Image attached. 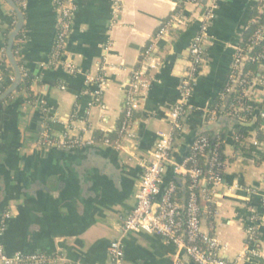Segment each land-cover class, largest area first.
<instances>
[{
	"label": "crops",
	"instance_id": "crops-1",
	"mask_svg": "<svg viewBox=\"0 0 264 264\" xmlns=\"http://www.w3.org/2000/svg\"><path fill=\"white\" fill-rule=\"evenodd\" d=\"M22 1L26 37L16 61L32 75L29 89L35 101L31 103L28 93L20 90L0 102V219L9 214L0 242L6 253L44 252L82 264H106L110 242L120 238L125 264H195L159 235L124 233L120 223L135 205L142 172L139 160L149 158L158 131L169 128L189 47L199 31L200 7L186 0H121L114 15L113 0H75L65 48L59 61L51 63L58 16L54 0ZM202 4L206 8L210 2ZM214 4L205 61L195 74L172 161L188 153L205 125H213L215 134L203 135L222 138L228 159L211 207L204 205L202 230L219 240L225 258H233L244 254L248 229L254 223L263 231L259 239L264 253V160L258 155L264 152V53L256 60V71L244 73L245 102L261 110L240 143L239 127L226 109L229 96L221 101L220 95L237 53H251L249 39L264 20L252 31L251 27L264 16V0H215ZM13 13L17 20L8 3L0 0V62L6 60L9 66L3 31ZM173 15L180 21L155 38ZM153 43L152 56L159 64L146 71L149 84L138 94L133 137L124 142V150H116L103 140L110 135L116 139L131 71L143 66L144 51ZM98 75L106 81L101 96L104 108L95 101L96 82L89 80ZM43 130L52 139L81 137L95 143L44 148L38 145ZM170 182L180 187L183 199L185 181L171 163L162 186ZM243 264H264V254L246 255Z\"/></svg>",
	"mask_w": 264,
	"mask_h": 264
},
{
	"label": "built area",
	"instance_id": "built-area-1",
	"mask_svg": "<svg viewBox=\"0 0 264 264\" xmlns=\"http://www.w3.org/2000/svg\"><path fill=\"white\" fill-rule=\"evenodd\" d=\"M19 7H24V1L14 0ZM186 3L196 4L201 10L199 16L200 27L198 33L193 38L188 53L186 68L183 72L180 82V97L177 99L169 112V128L157 133V139L153 151L146 160H139V166L142 168L139 186L135 194V205L133 209L122 219L120 225L124 233L144 232L152 233L162 237L167 243L172 244L179 251L185 253L195 264H243L246 255L261 257L264 253L262 243L256 235L254 228L248 229V243L243 255L233 258H225L223 247L219 240L202 230V211L204 202L212 201V196L222 184L223 176L220 165L217 161V153L212 151L207 156L209 147V138L207 135L195 137L189 147L188 153L179 161H172V152L174 142L181 130V120L185 116L189 105L188 99L192 93L195 74L198 68L205 61L204 45L208 39V27L215 17V0H205L210 4L205 8L202 6L204 0H186ZM54 6L57 9V26L53 48L51 52V63H57L65 48L66 40L72 27V19L75 12V0H54ZM121 0H113L114 15L120 10ZM178 16L173 15L169 20L163 23L155 38L161 37L167 33L174 23L179 22ZM16 19L12 20L13 27ZM264 23L258 26L249 39L250 44L262 38ZM25 34L21 30L16 36L12 53L16 58L19 55L22 44L25 41ZM154 43L150 44L144 51L145 62L143 66L131 71L129 83L125 92L123 118L120 122L118 135L113 141L108 138L103 140L104 144L112 145L116 150H124L126 140L133 137L132 120L135 112L140 108L138 94L146 89L149 84V78L146 74L148 69H154L158 66V60L152 56ZM5 58L4 50L2 59ZM259 55H246L239 51L234 59L231 71L228 75L227 83L220 95V100L224 101L234 90L236 84L241 91H244L248 82L247 77H237L238 70L243 60H258ZM5 63H8L5 60ZM68 68H73L67 65ZM21 69V68H20ZM22 77L26 72L21 69ZM14 80V75L10 76ZM90 81L96 82L98 88L94 92L95 101L104 108L101 96L106 88L104 75L89 77ZM229 103V102H228ZM242 108L233 102L228 104V112L234 116ZM216 114L215 110L211 112V118ZM264 120V112L261 115ZM264 130V127H263ZM93 139L84 140L81 137H63L52 139L46 130L40 134L38 145L44 148H76L84 145L94 144ZM258 146V141H253ZM200 157L208 158V169H203L199 164ZM171 163L174 173L181 176L185 181V196L182 199L181 189L175 182H170L166 186L163 184V176L167 165ZM204 183H210V188L206 189ZM264 209V199L262 203ZM9 214L6 213L0 219V236L5 228L6 219ZM263 226H264V220ZM0 264H82L67 260L65 257L57 254H47L44 252L22 253L15 252L7 254L4 246L0 242ZM106 264H125L124 245L122 239H114L108 247V261Z\"/></svg>",
	"mask_w": 264,
	"mask_h": 264
},
{
	"label": "trees",
	"instance_id": "trees-1",
	"mask_svg": "<svg viewBox=\"0 0 264 264\" xmlns=\"http://www.w3.org/2000/svg\"><path fill=\"white\" fill-rule=\"evenodd\" d=\"M12 15H13L12 16V20H13L15 18V14L13 13ZM12 20L9 23V25L6 27V29L3 31L4 38H5L4 39L5 40V42H4V46L5 47L7 45L8 33L13 28ZM263 20H264V16H261V19L258 22H256L255 25H253L251 27V31L258 24H261L263 22ZM248 37H249V35H248ZM250 46H251V53H250L251 56L263 54L264 53V37L261 38L260 40H256ZM245 50L247 51V48ZM0 66H1L0 94H2L7 89V87L11 84L12 81L10 80V76L14 75V73H13V70H12L11 66L8 65V67H7V64L5 63V61H1L0 62ZM256 68H257V61L255 62V61H251L250 59H247L244 62L243 69L241 68V69L238 70L237 77H239V78L243 77L244 73L249 71V70L256 71ZM31 81H32V75L30 73H26V75L23 77L22 81L19 83V85H18V87H17V89L15 91H20V90L26 91L28 93L27 99L31 103H33L35 101V97L33 96V94L31 93V91L29 89ZM10 95L8 97H6V99H4V100H7L10 97ZM228 99H229L228 100V102H229L228 104L233 102L235 104H238L242 108V111H240L239 114H238L240 117H243L245 119H251V117L255 113V108L252 107V105H250V104L248 105V102H245V94H244L243 91L240 90L238 84H236L234 86V90L229 95ZM226 109H228V105H227ZM248 131H249V128H247V127H239V130H238L237 135H236L237 138H238L237 139L238 143H240L241 141L244 140V138L248 134ZM206 135L209 138V147L207 149V156H210V154L212 153L213 150L216 151V153H217V161H218V163L220 165V168L222 170V176H223L224 169H225V166H226L225 161L228 159V157L223 152L222 138L213 137L210 134H206ZM101 137H103V136H101ZM113 137L114 136L110 135L108 139L112 141ZM257 137L261 138V134L258 133ZM258 155L260 156L261 160H264V152H259ZM207 162H208V158L207 157H200L199 158V164L205 170L208 169ZM204 187L206 189L210 188V183H206V185ZM181 195H182V191H181ZM204 205L209 207L210 206V202L205 201ZM254 213L258 214L259 213V209L257 208ZM257 225H258L257 223H254V224H252V227L254 228V231H255L256 235L258 237H260L262 235L263 231Z\"/></svg>",
	"mask_w": 264,
	"mask_h": 264
},
{
	"label": "water",
	"instance_id": "water-1",
	"mask_svg": "<svg viewBox=\"0 0 264 264\" xmlns=\"http://www.w3.org/2000/svg\"><path fill=\"white\" fill-rule=\"evenodd\" d=\"M5 1L12 8V10L16 13L17 20H16L14 27L12 28V30L8 34L7 47H6V57H7L10 65L12 67V70L14 73V80L7 87V89L2 94H0V102L3 101L4 99H6V97H8L12 92L15 91L17 89L19 83L23 79L19 65L16 61V58L14 57V55L12 53V47H13V43H14L16 36L23 29L24 14H23L21 7H19L14 0H5ZM203 2H206V1H203ZM241 66L243 69L244 65L242 64ZM260 110L261 109H257V111H255V113L253 114V116L251 117V119L249 121H244V120L240 119L239 117L232 115V118L236 123L235 126L236 127H247V128L252 127L253 125L256 124ZM212 126L213 125H205L196 133V136L205 134L207 132L215 134V130L213 129Z\"/></svg>",
	"mask_w": 264,
	"mask_h": 264
}]
</instances>
